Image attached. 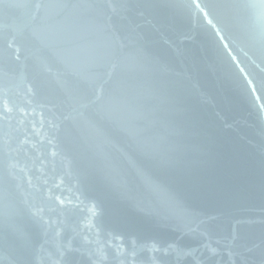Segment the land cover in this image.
Here are the masks:
<instances>
[{
  "label": "water",
  "instance_id": "95a60500",
  "mask_svg": "<svg viewBox=\"0 0 264 264\" xmlns=\"http://www.w3.org/2000/svg\"><path fill=\"white\" fill-rule=\"evenodd\" d=\"M0 264H264V0H0Z\"/></svg>",
  "mask_w": 264,
  "mask_h": 264
}]
</instances>
